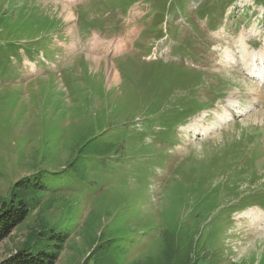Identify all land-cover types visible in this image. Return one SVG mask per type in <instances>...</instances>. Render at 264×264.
<instances>
[{"label":"rangeland","instance_id":"obj_1","mask_svg":"<svg viewBox=\"0 0 264 264\" xmlns=\"http://www.w3.org/2000/svg\"><path fill=\"white\" fill-rule=\"evenodd\" d=\"M135 1L0 0V217L24 182L48 190L0 243V264L43 248L38 216L69 235L56 264H96L105 251L113 264L158 260L172 235L195 243L200 264H264V228L248 215L264 210V94L252 104L256 84L225 58L244 29L264 39V0L109 10ZM79 14L105 15L103 27ZM164 14L171 38L157 42ZM95 33L129 49L92 59ZM230 98L244 111L234 121L205 138L183 131L195 118L214 125Z\"/></svg>","mask_w":264,"mask_h":264},{"label":"trees","instance_id":"obj_2","mask_svg":"<svg viewBox=\"0 0 264 264\" xmlns=\"http://www.w3.org/2000/svg\"><path fill=\"white\" fill-rule=\"evenodd\" d=\"M0 23L2 24V22ZM24 183L19 190L17 200L5 205L6 210L1 214L0 243L8 238L16 227L25 222L31 212L40 208L42 197L48 191L45 186L36 182L27 181ZM34 225H36V230L39 229L36 234L37 237H41V240L45 241L43 248L37 251H34L32 247L25 248L3 264H56L58 262L59 256L68 242L69 235H63L58 230L51 228L48 223L41 219V216L37 217ZM107 246V244L96 245L95 249L93 248V256L99 249L105 250ZM196 249L193 241L185 242V245L182 246L177 237L172 235L164 238V248L158 260L148 257L146 260H138L131 264H200L206 261L204 257L199 255V252H196ZM110 256L105 251L96 264H113Z\"/></svg>","mask_w":264,"mask_h":264},{"label":"bare ground","instance_id":"obj_3","mask_svg":"<svg viewBox=\"0 0 264 264\" xmlns=\"http://www.w3.org/2000/svg\"><path fill=\"white\" fill-rule=\"evenodd\" d=\"M73 1V0H71ZM64 7V6H63ZM61 11V10H60ZM63 13L66 12L67 16L66 19L69 21L73 18V14L69 11L67 7H64V10H62ZM261 23V22H260ZM255 28H252L251 30H242L239 36L234 37L232 42L229 43V46L227 47L225 51V58L228 63H233L238 65L239 61H241V65L243 67V70L247 74L249 78L254 80L257 85L256 88L253 87V101L252 104H255L257 102L260 103V101L257 99L259 97L260 100H262V96L264 94V90H259L260 87L264 88V41L262 46L259 49H254V45L250 44V36L256 35L257 33L254 32ZM225 31L221 32V35H225ZM219 40H223L225 43H228L223 38H219ZM230 40V39H229ZM104 46L108 47L109 51L114 52L118 51L119 49H125V45L121 42H114L111 46L102 41L100 38L96 37L93 41L92 48L96 51L99 47ZM98 50L96 53L94 52L95 58L99 57ZM237 54L240 56V60H238ZM224 59V58H223ZM101 60V59H99ZM102 62V61H100ZM117 79V75H113V81ZM114 84V83H113ZM242 104V101L236 100L234 98H230L227 105H223L221 108V114L217 115V122L214 123V125L207 126L205 125V120L201 118H195L193 123L184 126L183 131L188 135L189 133H193L192 137L196 136H203L204 138L208 135L212 134V130L222 128V125L226 122H229L235 118V116L242 114L244 111L239 109L240 105ZM261 104V103H260ZM260 114V113H259ZM188 137V136H187ZM197 138V137H196ZM248 215L252 216L256 222L261 224V226L264 228V210L260 208H253L249 211ZM258 225V224H257ZM262 228V229H263Z\"/></svg>","mask_w":264,"mask_h":264}]
</instances>
